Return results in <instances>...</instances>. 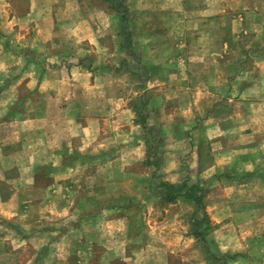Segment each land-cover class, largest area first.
<instances>
[{
  "label": "rangeland",
  "instance_id": "obj_1",
  "mask_svg": "<svg viewBox=\"0 0 264 264\" xmlns=\"http://www.w3.org/2000/svg\"><path fill=\"white\" fill-rule=\"evenodd\" d=\"M116 1L0 0V264H264V0Z\"/></svg>",
  "mask_w": 264,
  "mask_h": 264
},
{
  "label": "trees",
  "instance_id": "obj_2",
  "mask_svg": "<svg viewBox=\"0 0 264 264\" xmlns=\"http://www.w3.org/2000/svg\"><path fill=\"white\" fill-rule=\"evenodd\" d=\"M111 5L113 6L116 11H118L121 15V24H122V31L123 36L125 40V47L127 48L128 52L131 55H134L133 50V39H132V32L129 29V20H130V10L128 6L124 2L116 1V0H108ZM143 126L146 128L147 123L145 119L142 121ZM154 164H156V161H153ZM158 164V161H157ZM160 188L163 189V197L167 200H176L180 196L187 197L189 199L194 200L197 207L201 211L202 215L200 217H197L194 222V235L197 237L199 241H201L207 251L210 254V257L212 260L221 262V256L212 253L210 250V245L207 241V239L203 236L201 229L203 226H206L210 223V217L205 209L204 204V195L205 191L202 187H200L198 184H189L188 182H182V183H172L167 180H163L160 182ZM223 264H228L223 262Z\"/></svg>",
  "mask_w": 264,
  "mask_h": 264
},
{
  "label": "crops",
  "instance_id": "obj_3",
  "mask_svg": "<svg viewBox=\"0 0 264 264\" xmlns=\"http://www.w3.org/2000/svg\"><path fill=\"white\" fill-rule=\"evenodd\" d=\"M214 66H215V75H214ZM212 67H213V69H211ZM220 69H223V68H221L219 66V59L215 58V60L214 59H213V61L211 60L210 71L213 73L212 74V78H214V77L216 78V77H220L221 76ZM206 90H209V88H207ZM211 93H212V96H216V91L212 90ZM4 210H7L6 207L4 208Z\"/></svg>",
  "mask_w": 264,
  "mask_h": 264
}]
</instances>
